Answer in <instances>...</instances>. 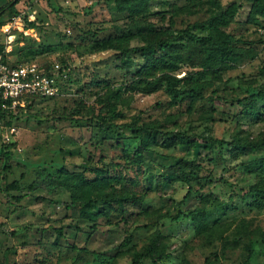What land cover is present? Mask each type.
<instances>
[{"label":"rangeland","instance_id":"1","mask_svg":"<svg viewBox=\"0 0 264 264\" xmlns=\"http://www.w3.org/2000/svg\"><path fill=\"white\" fill-rule=\"evenodd\" d=\"M13 1L16 14L0 11V56L52 79L54 94L26 101L30 107L18 112L9 141L0 131V264H245L249 251L250 264H264V209L253 207L249 193L264 180L262 151L149 143L136 167L131 153L138 139L126 128L146 125L225 142L264 138V101L257 99V114L237 105L248 90L264 88V21L247 22L250 1L150 0L137 15L119 10L115 0H0V8ZM232 5L236 15L224 32L249 53L230 59L220 73L198 77L202 100L179 94L187 89L180 80L199 71L184 61L165 73L180 81L174 91L161 82L151 93L137 81L139 54H126L121 65L123 48L170 38L185 43L180 31L205 35L197 25ZM1 150L11 154L7 163ZM179 162L199 166L197 179L169 180ZM76 174L104 177L96 192L106 199L138 202L125 211L111 203L88 222L70 205ZM95 196L93 189L82 191V199L103 198ZM201 205L203 234L188 219L174 221Z\"/></svg>","mask_w":264,"mask_h":264},{"label":"trees","instance_id":"2","mask_svg":"<svg viewBox=\"0 0 264 264\" xmlns=\"http://www.w3.org/2000/svg\"><path fill=\"white\" fill-rule=\"evenodd\" d=\"M117 2L119 10L128 15H137L145 10L150 0H115ZM250 10L247 16V22L249 24H256L260 21H264V0H249ZM17 1L10 2L0 8L1 12L9 11L10 14H16L15 6ZM236 15V8L232 5L225 11H220L211 16L206 23L198 24L199 31H204L205 35L197 36L190 31L189 28L180 31L178 37H183L185 43L176 44L173 38L167 40H155L149 41L146 45L139 48H123L121 50V56L119 61L121 65L126 62V54L136 53L139 54L143 65L139 70L137 81L144 85V89L151 93L156 91L161 82H165L168 91H174L176 84L180 81L183 82L187 89L179 91V94L185 99H189L190 102L196 103L203 99L202 91L204 85L201 84L198 77H204L206 75H213L220 73L227 68V63L230 59L244 58L248 56L247 51L236 46V41L232 36L224 32L232 22ZM32 26V25H31ZM1 50V49H0ZM186 62L191 68H198L194 70L193 74L185 77L182 80H175L169 78L165 73L171 70L177 63ZM162 74L156 79L158 74ZM219 77V76H218ZM153 79V81H148ZM264 101V88L248 90L246 96L237 102V105L247 108L250 113L257 114V99ZM34 99V98H29ZM28 100V99H27ZM30 107L26 105L21 111ZM77 113V112H76ZM17 119H15L16 121ZM14 121L9 118L4 124L11 126ZM135 134V139H138L139 148L131 153L132 164L138 167L141 163V149L147 147L149 143L152 145H160L164 148L178 145L181 147L194 148L198 142L203 145H217L220 148H229L231 150H243L246 148L260 150L264 154V138L255 142H249L247 139L234 137L231 142H225L223 140H214L210 138H197L195 136H188L184 133L178 132H160L153 126L142 125L139 127L126 126ZM8 148V147H7ZM1 155L4 157L7 163L11 159V154L8 151L1 150ZM7 170V166L5 167ZM201 168L194 165H185L180 162L176 164L174 171H171L168 175V179L176 183H184L188 185L191 180L197 179ZM98 173V171H96ZM75 180L74 189V201L70 205H74L77 209L79 216L88 222H95L99 214H106L105 206L114 203L125 211V207L128 204L137 203L138 200L134 196H120L117 198L106 199L107 196L102 195L99 190L104 177L98 176L94 180H89L82 174L71 175ZM93 189L96 196L101 195L103 198H88L82 199V191L84 189ZM76 193V194H75ZM250 195L253 197V207L255 209H264V180L260 186L251 187L249 190ZM190 194L188 191L187 196ZM77 195V200H76ZM81 195V196H80ZM140 201V200H139ZM181 218L188 219L195 228L197 234H203L207 229V218L204 205L187 212L186 214L178 213L174 218V221H179ZM95 224L91 229H95ZM57 238H62V230L56 231ZM262 243L264 247V231L261 233ZM157 248V240L153 241L148 247L149 252H155ZM73 250H78L75 246H72ZM252 252L249 251L245 264H250ZM135 260L141 259V256H135ZM163 258L159 257L158 261ZM156 262V261H155ZM205 264H210V260L207 259Z\"/></svg>","mask_w":264,"mask_h":264},{"label":"built area","instance_id":"3","mask_svg":"<svg viewBox=\"0 0 264 264\" xmlns=\"http://www.w3.org/2000/svg\"><path fill=\"white\" fill-rule=\"evenodd\" d=\"M53 94L52 79L43 77L31 66H10L0 56V131L7 132L4 138L9 141V137L17 134L13 123L6 126L4 122L9 118L15 121L27 99Z\"/></svg>","mask_w":264,"mask_h":264}]
</instances>
